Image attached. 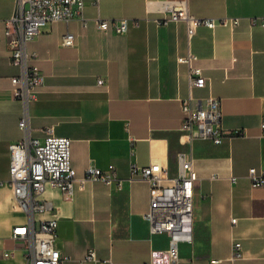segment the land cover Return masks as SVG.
I'll return each instance as SVG.
<instances>
[{"label": "crops", "instance_id": "obj_1", "mask_svg": "<svg viewBox=\"0 0 264 264\" xmlns=\"http://www.w3.org/2000/svg\"><path fill=\"white\" fill-rule=\"evenodd\" d=\"M84 1L83 21L49 24L27 47L43 77L30 105V136L44 140L53 130L71 139L79 179L91 167L113 165L122 180L121 189L88 181L68 199L58 189L43 195L51 210L35 219L58 221L64 264H160L169 239L150 234L143 218L150 187L132 181L130 168L160 164L174 178L182 152L191 153L197 181L194 243L180 246L181 264H264V188L253 189L247 177L251 168L264 170V26L250 23L264 19V0H187L193 17L240 20L235 29L201 27L191 39L185 23H155L163 3L182 0ZM15 6L16 0H0V264L22 263L24 243L14 242L12 232L28 222L8 183L9 146L27 136L12 84L20 69L4 36ZM100 19H126L131 27L117 35L100 30ZM67 34L75 37L73 47L62 45ZM189 53L207 79L206 88L193 90L194 102L218 99L225 131L242 133L221 145L188 142L180 131L181 101L190 88L188 67L178 59ZM13 251V258L4 257ZM90 251L95 262L84 260Z\"/></svg>", "mask_w": 264, "mask_h": 264}, {"label": "built area", "instance_id": "obj_2", "mask_svg": "<svg viewBox=\"0 0 264 264\" xmlns=\"http://www.w3.org/2000/svg\"><path fill=\"white\" fill-rule=\"evenodd\" d=\"M84 0H16L13 16L5 21L4 36L11 55V63L20 69V75L12 79L15 97L23 105V116L19 128L27 133L23 141L9 146V184L14 191L18 208L28 216L26 225L16 227L12 232V240L24 243L21 264H64L68 260L57 249L58 221L48 219L37 222L35 216L51 210L43 195L48 189H58L65 197L70 198L76 185L83 188L88 181L103 182L108 186L122 188V180L110 165L103 171L89 168L83 178H78L71 163L72 140L56 137L53 130L48 131L44 140L30 136V105L37 99V91L43 84V77L31 61L35 55L28 53V44L33 42L42 29L49 24L73 20H84ZM163 17L155 23L166 26L169 23H185L191 39L197 29L203 27L211 31L217 28L235 29L240 25L238 18L200 19L190 15L187 0L163 3L160 12ZM252 26H264V19L250 21ZM97 26L102 31H112L117 35L126 34L131 21L98 20ZM75 37L67 34L62 42L64 47H73ZM198 57L189 53L180 57L178 63L189 70L190 96L181 101L182 122L180 131L183 139L207 140L221 145L225 138L239 136L240 131L227 132L222 126L221 102L213 97L203 103H195L192 92L204 89L207 79L203 70L197 66ZM103 84V81H99ZM264 130V122L262 124ZM179 171L174 178L170 177L167 167L151 164L140 167L132 164L130 178L132 181L142 180L149 184L150 206L144 215L149 224L152 236L165 235L169 239V247L161 256L160 264H181L180 246H193V209L194 184L197 175L193 168L191 153L182 152L178 156ZM248 180L253 189L264 188V170L251 168ZM236 179H233L235 182ZM236 223V220H233ZM241 245H235L234 258L241 257ZM13 252L4 253L5 258H13ZM85 262H95L96 253L90 251Z\"/></svg>", "mask_w": 264, "mask_h": 264}]
</instances>
